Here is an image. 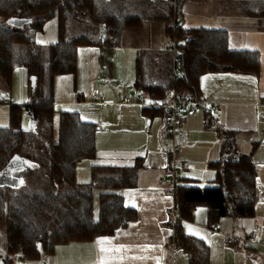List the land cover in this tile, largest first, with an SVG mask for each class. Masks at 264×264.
<instances>
[{
    "label": "trees",
    "instance_id": "trees-1",
    "mask_svg": "<svg viewBox=\"0 0 264 264\" xmlns=\"http://www.w3.org/2000/svg\"><path fill=\"white\" fill-rule=\"evenodd\" d=\"M182 3L0 0L1 100L11 93L15 68H27L29 76L28 102L10 103V124L0 126V179L5 178L0 183V228L5 229L8 252L3 264H24L17 259L29 264L45 262L58 245L111 236L137 219V211L125 205L123 191L137 185L140 159L131 167L92 166L91 179L80 182L76 170L80 163L96 156L98 126L83 120L76 111L60 112L55 119V77L76 75L79 47L106 49L101 64L111 68L112 50L121 45L128 29H139L147 20H167L165 33L170 45L141 49L136 56L135 86L148 94L150 104L160 103L171 88L202 95L206 74L259 76L258 50L231 49L225 29L185 25ZM236 3L243 15L264 17V0ZM157 8L164 11L156 12ZM55 17L57 42L39 43L36 35ZM142 106L147 116L163 115L164 122V107ZM24 110L35 119L29 130L22 127ZM206 116V127H215L223 138V155L208 163L216 171L215 178L212 184L200 186L181 184L179 177L175 194L177 219L172 240L188 255L189 264H211L207 242L183 228V220L193 219L196 207L207 208L211 226L225 217L246 218L256 213L254 151L258 144H253L251 152H236L234 132L223 128L211 113Z\"/></svg>",
    "mask_w": 264,
    "mask_h": 264
},
{
    "label": "crops",
    "instance_id": "crops-1",
    "mask_svg": "<svg viewBox=\"0 0 264 264\" xmlns=\"http://www.w3.org/2000/svg\"><path fill=\"white\" fill-rule=\"evenodd\" d=\"M236 1L183 0V22L187 26L225 29L229 33L231 49L261 53L258 77L210 73L202 78V95L214 104L209 113L223 128L234 132L235 151L248 153L254 143L258 144L254 151L256 213L253 217L222 218L216 224L218 229L214 230L215 225L211 226L207 221V208L200 205L196 207L193 219L183 220V228L187 234L207 242L211 264H264V17L243 15ZM230 5H233L231 10H222ZM146 24L149 27L147 21ZM128 35L123 34L121 45L112 50L111 68L101 64L106 49L79 47L76 75L55 77V119L58 120L60 112L76 111L83 120L98 126L96 156L79 164L87 163L89 170L79 168V165L76 170V179L80 182L91 179L92 166L131 167L140 159L137 185L123 191L125 205L137 211V219L111 236L58 245L43 264H189L188 255L172 240L170 211L175 199L165 195L161 184V179L170 174L172 142L164 127L163 115L147 116L143 112L144 106L138 98L144 96L146 103L152 99L135 86L138 51L166 48L170 39L165 33V24L160 27L154 45L151 38L137 34L134 39L126 40ZM36 39L43 44L57 42L58 19L47 21ZM28 84L27 68H15L9 95L12 103L28 102ZM94 87L110 101L93 100ZM125 97H130L131 101H125ZM4 105L9 107L10 103L7 101ZM32 118L30 114V129L34 123ZM183 120L188 140L180 145L178 156L187 166L179 171L180 182L200 186L212 184L216 171L209 168L208 163L223 155V138L215 127H206V114L186 115ZM200 156L202 159L198 160ZM254 228L261 232L258 243L228 242L229 236L245 238ZM101 238L108 239L101 243Z\"/></svg>",
    "mask_w": 264,
    "mask_h": 264
},
{
    "label": "built area",
    "instance_id": "built-area-1",
    "mask_svg": "<svg viewBox=\"0 0 264 264\" xmlns=\"http://www.w3.org/2000/svg\"><path fill=\"white\" fill-rule=\"evenodd\" d=\"M95 100H104L110 101L105 98L104 94L99 92L98 88L93 89ZM1 100V95H0ZM127 102L131 101L130 97H125L124 99ZM138 102L142 105H147L152 108H156L158 105L166 109L164 115V127L166 132L172 142L170 152H169V170L170 174L164 176L161 179V184L164 186V193L167 196H170L175 199L176 188L178 185L179 171L181 168L186 167L187 165L180 161L178 158L179 147L181 144L188 140V135L185 130L184 125V116L186 115H195L198 113L208 114L210 108L214 105L210 102L205 96H194L193 94H184L179 93L175 88L166 90L164 96L160 103L157 104H146L145 97L140 96ZM177 219V212L175 205L172 206L170 211V226L175 229V222ZM218 225L213 226L214 230L218 229ZM261 238V232L258 228L251 230L250 234L245 238L235 239L232 236H229L228 242H240V241H249L253 243H258Z\"/></svg>",
    "mask_w": 264,
    "mask_h": 264
},
{
    "label": "rangeland",
    "instance_id": "rangeland-1",
    "mask_svg": "<svg viewBox=\"0 0 264 264\" xmlns=\"http://www.w3.org/2000/svg\"><path fill=\"white\" fill-rule=\"evenodd\" d=\"M209 7H211V6H209ZM212 8H214V7H212ZM231 8H233V5L225 6L222 10L223 11H229V10H231ZM211 9H210V11H211ZM157 11L163 12L164 10H162L161 8H157L156 12ZM147 22H148V24H150L149 27L147 26L146 21H144L139 29H136V30L128 29L127 32H125V34L129 33V35L127 37L125 36L126 40H132V39H134V35L139 34L142 38H147V37L151 38L152 39L151 43L154 45V43L157 41L158 35L160 33V27L161 26L164 27V24L167 23V20H147ZM188 26L189 27H199V26H190V25H188ZM167 42H168V40H167ZM13 75H14V72H13ZM7 101L9 103H12L9 99V96H8V99H6V100L2 98V100L0 102V126L1 127L9 126V124H10V117H9L10 116V106L8 107V106L4 105ZM21 117H23L22 127L29 130L30 129V114H29V112L24 110ZM179 151H181V147H179ZM251 151H252V147H251L249 152H251ZM178 158H179V156H178ZM200 159H202V156H200L198 158V160H200ZM81 167H84L86 170H89L87 163L79 165V168H81ZM4 180H5V178L2 177L0 179V183H4ZM7 258H8V252H7V245H6V233H5L4 228H0V262L3 259H7ZM54 259L55 258H52L51 260H54ZM16 262L29 264L30 261L17 259ZM43 263H44V261L42 260V263L40 261L38 264H43Z\"/></svg>",
    "mask_w": 264,
    "mask_h": 264
},
{
    "label": "water",
    "instance_id": "water-1",
    "mask_svg": "<svg viewBox=\"0 0 264 264\" xmlns=\"http://www.w3.org/2000/svg\"><path fill=\"white\" fill-rule=\"evenodd\" d=\"M31 79H32V83L36 84L37 78L35 76H33ZM32 119H33V122H35V119L34 118H32Z\"/></svg>",
    "mask_w": 264,
    "mask_h": 264
},
{
    "label": "snow or ice",
    "instance_id": "snow-or-ice-1",
    "mask_svg": "<svg viewBox=\"0 0 264 264\" xmlns=\"http://www.w3.org/2000/svg\"><path fill=\"white\" fill-rule=\"evenodd\" d=\"M14 21H9V23H13ZM108 238H101V243L105 242ZM106 250V249H105Z\"/></svg>",
    "mask_w": 264,
    "mask_h": 264
}]
</instances>
